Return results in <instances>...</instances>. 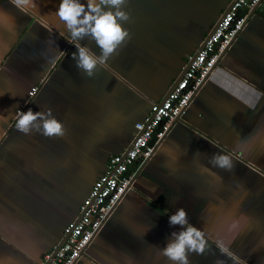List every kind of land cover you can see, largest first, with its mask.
<instances>
[{
	"label": "crops",
	"instance_id": "obj_1",
	"mask_svg": "<svg viewBox=\"0 0 264 264\" xmlns=\"http://www.w3.org/2000/svg\"><path fill=\"white\" fill-rule=\"evenodd\" d=\"M231 1L129 0L130 38L89 77L60 0H0V264H43ZM257 11L77 264H170L160 248L177 207L205 234L190 264H264V0ZM79 43L100 54L92 37ZM28 108L51 109L63 134L19 131Z\"/></svg>",
	"mask_w": 264,
	"mask_h": 264
},
{
	"label": "built area",
	"instance_id": "obj_2",
	"mask_svg": "<svg viewBox=\"0 0 264 264\" xmlns=\"http://www.w3.org/2000/svg\"><path fill=\"white\" fill-rule=\"evenodd\" d=\"M263 0H235L203 49L168 96L153 102L150 114L135 124L131 148L112 155L80 209L65 228L66 240L46 254L43 264H77L129 189L142 165L155 153L212 74L224 53L245 29ZM39 90L33 86L32 98Z\"/></svg>",
	"mask_w": 264,
	"mask_h": 264
},
{
	"label": "clouds",
	"instance_id": "obj_3",
	"mask_svg": "<svg viewBox=\"0 0 264 264\" xmlns=\"http://www.w3.org/2000/svg\"><path fill=\"white\" fill-rule=\"evenodd\" d=\"M128 4L129 0H60L56 15L71 42L77 47V52L73 53L76 67L87 76H93L98 66L103 65L130 38V32L124 26L131 17L126 8ZM85 36H90L96 41L100 48L99 55L79 43ZM3 94L0 93V96ZM15 127L25 134L33 129L42 130L47 136L63 134L62 122L53 115L51 109L17 110ZM210 162L220 168L232 167L227 154H213ZM168 223L170 226H178L179 229L173 230L164 246L160 248V254L166 257L170 264H190L189 253H204L205 234L190 222L184 207H177L168 216Z\"/></svg>",
	"mask_w": 264,
	"mask_h": 264
},
{
	"label": "water",
	"instance_id": "obj_4",
	"mask_svg": "<svg viewBox=\"0 0 264 264\" xmlns=\"http://www.w3.org/2000/svg\"><path fill=\"white\" fill-rule=\"evenodd\" d=\"M235 2V0H232L231 1V3L227 6V8L224 10V12L223 13H221L222 12V9L221 8H218L217 9V11H218V13L216 14V13H214L213 15H212V17H211V20L212 21H214L213 22V25L211 26V30L209 31V33H208V35L206 36V38H205V40L203 41V43L201 44V46L198 48V49H196V52L194 53V55H193V57H195V56H197L198 54H199V52L203 49V47H204V45H205V42L208 40V38H210L211 36H212V34L215 32V30L217 29V27L219 26V23H220V21L222 20V18H223V16L231 9V6H232V4ZM258 11H257V9L255 10V13H257ZM191 63H192V60H190L189 62H188V64H187V66L183 69V72H182V74L179 76V78L176 80V82L174 83V85L172 86V88L169 90V92H171L173 89H174V87L178 84V82L183 78V76L185 75V73L187 72V70L189 69V67H190V65H191ZM219 63H220V61H219ZM218 63V64H219ZM217 64V65H218ZM200 91V90H199ZM169 92H168V94H169ZM168 96V95H167ZM166 96V97H167ZM165 97V98H166ZM178 120L179 121H181L182 120V117L180 116L179 118H178ZM132 146V145H131ZM131 146H130V148H131ZM66 238H67V236H65L64 237V240L58 245L59 247L61 246V244L66 240Z\"/></svg>",
	"mask_w": 264,
	"mask_h": 264
},
{
	"label": "trees",
	"instance_id": "obj_5",
	"mask_svg": "<svg viewBox=\"0 0 264 264\" xmlns=\"http://www.w3.org/2000/svg\"><path fill=\"white\" fill-rule=\"evenodd\" d=\"M212 22V20H211V18L205 23L206 24V26L208 25V23H211ZM214 22V21H213Z\"/></svg>",
	"mask_w": 264,
	"mask_h": 264
},
{
	"label": "rangeland",
	"instance_id": "obj_6",
	"mask_svg": "<svg viewBox=\"0 0 264 264\" xmlns=\"http://www.w3.org/2000/svg\"><path fill=\"white\" fill-rule=\"evenodd\" d=\"M65 220H68V219L65 218ZM65 222H67V221H65Z\"/></svg>",
	"mask_w": 264,
	"mask_h": 264
}]
</instances>
